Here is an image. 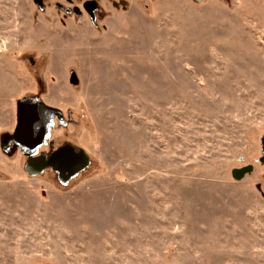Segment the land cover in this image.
I'll list each match as a JSON object with an SVG mask.
<instances>
[{"label":"rangeland","instance_id":"rangeland-1","mask_svg":"<svg viewBox=\"0 0 264 264\" xmlns=\"http://www.w3.org/2000/svg\"><path fill=\"white\" fill-rule=\"evenodd\" d=\"M123 1L0 0V264H264V0ZM23 97L70 186L2 148Z\"/></svg>","mask_w":264,"mask_h":264},{"label":"water","instance_id":"water-1","mask_svg":"<svg viewBox=\"0 0 264 264\" xmlns=\"http://www.w3.org/2000/svg\"><path fill=\"white\" fill-rule=\"evenodd\" d=\"M35 1L42 7L43 2L47 0ZM71 82L77 83L75 75L71 77ZM16 113V129L3 139L6 140L8 147L12 142L17 144L21 153L29 157L24 167L29 175L38 176L47 169H53L59 182L67 185L91 165V155L86 149L71 142L52 149L49 154L39 153L40 148L48 144L55 117L61 120L64 118L60 109L49 106L42 100L23 97L17 103ZM261 142L263 148L261 162L264 163V136ZM7 146L3 140L2 148L6 150ZM253 169L254 165L238 167L233 170L232 176L236 180H241L245 175L252 173Z\"/></svg>","mask_w":264,"mask_h":264},{"label":"flooded vegetation","instance_id":"flooded-vegetation-1","mask_svg":"<svg viewBox=\"0 0 264 264\" xmlns=\"http://www.w3.org/2000/svg\"><path fill=\"white\" fill-rule=\"evenodd\" d=\"M49 1V0H47ZM47 1H44L43 4H42V7L43 5L47 2ZM78 1H81L79 2V6L77 5L76 7H74L73 11L75 13H79L80 15L81 14H84L85 12L89 15V16H92V17H96L97 15V12H100L99 8L101 6V2L100 0H78ZM123 3H125V1L122 0ZM39 5V4H38ZM118 4L116 3L115 6H117ZM63 112V111H62ZM63 116H64V113H63ZM55 119H58L57 117H55ZM54 119V120H55ZM64 119V118H63ZM16 127V125H15ZM16 129V128H15ZM14 129V131H15ZM13 131V132H14ZM4 142H5V146H7V142L5 139H3ZM2 140V141H3ZM14 142H12L10 145H13ZM43 147V146H42ZM8 148V146H7ZM29 159V157H28ZM49 170V169H47ZM251 174V173H250ZM67 186H70V184L68 183L67 185H65L64 187H67ZM260 188V187H259Z\"/></svg>","mask_w":264,"mask_h":264}]
</instances>
